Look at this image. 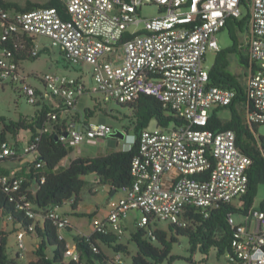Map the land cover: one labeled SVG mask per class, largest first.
Returning a JSON list of instances; mask_svg holds the SVG:
<instances>
[{"label":"built area","instance_id":"1","mask_svg":"<svg viewBox=\"0 0 264 264\" xmlns=\"http://www.w3.org/2000/svg\"><path fill=\"white\" fill-rule=\"evenodd\" d=\"M64 14L56 8H40L15 13L0 6L3 34L27 33L46 39L47 45L36 44L33 56L44 47L59 51L66 68H90L94 92L104 104L124 106L142 95L152 96L176 112L185 124L179 128L146 129L140 136V153L132 163L134 178L121 198L108 201V215L93 218L92 234H124L128 214L139 211L144 228L149 217L167 225L186 227L191 207L201 209L205 217L220 204H232L248 192L249 156L237 144L233 130L214 131L206 128L213 109L226 107L236 98L233 89L210 86L209 70L204 67L209 51L219 52L217 34L229 18L249 16V57L252 66L244 83L250 124L264 126V0H60ZM248 7H246V5ZM154 5L158 15L142 18L144 7ZM144 31V34H138ZM129 35L134 37L129 38ZM33 77L42 88L30 83ZM10 84L32 106L56 100L65 109L76 111L81 96L89 93L83 77L63 74L27 76L21 65L0 56V85ZM249 108V110H250ZM68 112H64L65 117ZM51 120L58 119L50 113ZM47 131V130H46ZM114 133L104 122H69L62 142L76 147L85 141H103ZM128 137V136H127ZM0 141V165L11 159L38 158V142L29 138ZM133 137L130 147L134 145ZM38 163L36 168H41ZM0 174L5 192L18 191L22 178ZM44 178L42 183H44ZM25 199V196L22 200ZM26 208L34 220L49 219L57 228L60 241L71 228L69 218L59 208L46 214ZM241 217V221L236 220ZM233 230L232 252L220 258H209L198 264H264V211L251 207L244 213L229 216ZM35 232V224L29 227ZM26 230L16 233L18 256L23 257ZM65 259L80 262L75 243L67 246ZM108 264H130L122 254ZM189 264V263H188Z\"/></svg>","mask_w":264,"mask_h":264},{"label":"trees","instance_id":"2","mask_svg":"<svg viewBox=\"0 0 264 264\" xmlns=\"http://www.w3.org/2000/svg\"><path fill=\"white\" fill-rule=\"evenodd\" d=\"M0 6L15 13L56 8L64 18H67L60 0H48L43 4L27 2L25 6L0 0ZM249 16L243 19L229 18L225 25L224 29L228 30L233 45L216 53L214 65L209 70V84L233 89L237 95L231 105L212 110L206 127L214 131L233 130L237 136L238 146L252 160L248 170L249 189L241 199L242 206L238 209L232 204H220L209 211L208 217L201 213V209L191 207L186 216L188 219L186 227L170 224L163 229L159 227L160 222L150 216L146 227L137 225V230L130 235L128 242L136 245L135 254L130 251L129 243H122V235L109 233L92 234L90 237L76 236L74 243L81 254V260L68 261L64 256L68 244L66 240H59L57 228L52 221L44 219L42 224L40 220L34 221L27 216L26 208H20L19 205L30 203L34 211L46 214L49 209L61 208L66 202L73 200L72 210H76L80 202V193L86 186L85 177L90 175L96 177L99 185H109L111 191L128 190L134 180L131 168L134 158L140 153L141 133L148 129L153 121L158 127L165 129L170 126L179 128L185 122L174 110L156 98L142 95L131 104L118 106L132 113L127 117L130 120L129 126L122 132L127 136L133 132L136 138L129 150L113 151L96 158L79 157L67 167H63L61 162L75 150L70 143L59 139L67 132L68 123H86L98 115L100 119H104V115L109 113L102 107L100 101H97L93 109L86 108L84 112L65 109L62 102L42 103L33 106L35 112L32 116L20 115L17 120L0 118V141L15 140L17 146H20L18 139L24 132L29 134V143H34L36 138H40L36 161L24 165L20 171L14 173L15 177L23 179L20 189L14 193H7L0 186V220L5 222V226H12L15 231L26 230L28 236H35L40 240L34 252L37 261L30 264H108L113 256L118 254L124 255L126 259L131 257L130 264H176L178 261L198 264L197 255L202 256L205 262L211 258L212 253L216 258H220L225 253L232 252L233 230L229 224V216L237 215L238 210L248 212L254 206L259 186H264V136L258 134L260 125L248 123L247 112L251 111V108L244 84L240 81L239 75L230 71L232 55L238 56L240 65L246 71L244 75L246 78L252 66L247 44L250 34ZM138 34H144V31ZM244 34L246 37L243 42L240 37ZM128 37L132 38L134 35ZM37 43L38 38L27 33H14L4 37L3 22L0 21V52L16 63L21 65L25 61H35L42 54L50 53V49L44 47L36 57L33 56ZM223 111L229 112V118L220 117ZM64 112H68L65 117ZM50 113H57L58 119L51 120ZM21 161L14 158L6 162L13 164ZM38 163L42 164L41 168H36ZM0 174L12 175L8 169H0ZM43 178L44 183L41 182ZM24 196L25 199L22 200ZM259 208L264 211V199ZM33 224L35 232L31 233L29 227ZM123 228L125 232L126 228L124 226ZM8 237L9 233L0 230V264H16V260L8 252ZM180 238L188 240L189 258L172 254Z\"/></svg>","mask_w":264,"mask_h":264},{"label":"rangeland","instance_id":"3","mask_svg":"<svg viewBox=\"0 0 264 264\" xmlns=\"http://www.w3.org/2000/svg\"><path fill=\"white\" fill-rule=\"evenodd\" d=\"M6 2H12L17 3L21 6H25L27 2L32 3H38L43 4L47 2L48 0H5ZM158 15V8L154 5H149L147 7H144L141 12L142 18H152ZM246 35H241L240 39L241 41H245ZM217 43L219 50H225L227 48H230L233 45V42L230 38L229 32L227 29H223L217 34ZM47 45L46 39H39L38 45L43 46ZM50 49V53L42 54L37 60L35 61H25L22 63V70L25 74H63V75H69L72 77H83L84 81L88 88H90L89 93L84 94L80 97L76 110L79 112H84L86 108L93 109L94 105L97 104V101H99L101 98L98 95V93L94 92L93 89L95 87L94 81L91 77L90 68L85 67L81 70V68L78 69H71L66 68V64L64 60L62 59L60 53L56 49ZM216 52L209 51L206 54L204 67L206 70H210L212 66L214 65L215 59H216ZM1 56V54H0ZM230 71L235 74L239 75L240 81L242 84L246 82V71L242 68L238 61V56L232 55L230 57ZM248 74V72H247ZM29 81L32 85L38 86L42 88V84L39 83L37 80H34L33 77L29 78ZM102 107L109 113L108 115H104V119H100V116L98 115L96 118L93 119L95 122H104L107 125H109L114 132L120 131L123 132L124 128L129 126L130 120L127 117L131 116V112L129 110L122 109L118 107L116 104H104L102 103ZM35 112V108L28 104L26 102V99L19 94L18 90L14 89L10 84L4 83L3 89L0 85V118L5 117L12 120H17L19 115H29L32 116ZM229 112L223 111L220 113L221 118H229ZM157 127V124L155 121L151 122L149 126V130H154ZM1 129V126H0ZM22 134V135H21ZM20 137L24 138V140L27 139L29 134L21 133ZM130 136H133V132H130ZM258 134L260 136H264V126H260L258 128ZM129 136V135H128ZM128 147H130L127 144ZM127 146L125 145L124 140H117L115 138H108L107 140L103 142L99 141H85L81 143L80 145L75 147V150L72 151V153L61 162V166L66 167L69 165L73 160L79 157H89V158H96L100 155H105L113 151H123L127 150ZM27 159V158H26ZM24 159L22 163H26ZM15 165V164H14ZM18 165V164H17ZM87 181L91 184L94 183V178L92 176H88ZM89 184V186H90ZM89 186L86 187L85 191L87 193V190ZM92 186V185H91ZM88 197V193L85 196ZM264 199V186H259L258 188V194L254 202V208H259L261 202ZM238 201H234L233 205L238 206ZM68 210V209H67ZM70 211V209H69ZM76 221H80L82 224L87 226V222H89V219L87 217H81L79 220L75 218ZM142 219V214L139 211H133L128 214V217L124 221V227L126 228V231L122 235V243L127 244L129 243V248L132 254L136 253L137 247L134 243L128 242L130 239L131 233L135 232L137 230V224ZM237 221H241V217L236 216ZM7 226H5V222L0 220V230H5ZM160 228L166 229L167 224L166 223H160ZM67 235V234H66ZM68 237V236H67ZM26 246L31 245V240L28 238L26 239ZM8 252L9 254H14L15 252H18L17 249V240L15 235H10L9 237V246H8ZM109 254H111L108 251ZM172 254L179 255L184 258H189V243L186 238H180L179 242L174 246ZM201 256L197 255V259H199ZM214 258V253L211 255V259ZM127 261L131 262V257L127 258ZM176 264H188L187 261H178Z\"/></svg>","mask_w":264,"mask_h":264},{"label":"crops","instance_id":"4","mask_svg":"<svg viewBox=\"0 0 264 264\" xmlns=\"http://www.w3.org/2000/svg\"><path fill=\"white\" fill-rule=\"evenodd\" d=\"M0 54L2 55L1 52H0ZM21 69H22V64H21ZM26 75L30 76L29 74H26ZM31 75H34V73ZM48 103L49 104H57L56 100L49 101ZM76 111H78V110H76ZM25 116H29V115H25ZM19 117H20V115L18 116V118ZM25 134H27V133H25ZM28 137H27V139H28ZM107 139H105V140H107ZM105 140H103V141H105ZM117 140H119V139H117ZM121 140H124L125 145L127 146V144L132 143L133 137L132 136L127 137V135H126L125 139H121ZM103 141H99V142H103ZM127 150H129L128 146H127ZM22 161L17 162V163H13V164L4 163V164L0 165V169H8L11 173H16V172L20 171L24 165L30 163L29 158H27L25 160V162H26L25 164L22 163ZM90 176H92L94 178V183L90 184L86 179L88 176L85 177L86 186L83 188L82 192L80 193V202L78 203L77 209L72 210L73 200L66 202L61 208H59L60 212L63 213L64 215L68 216V218L71 222V228L68 229V231L65 233V240H66L68 245H72L74 243V239L76 236H83V235L87 236V235L91 234L92 233V227H91L92 219L93 218H104V217H106L108 215V211H109L108 201L111 199L121 198L124 194L123 191H119V192L111 191V187L109 185H106V186L99 185L97 180H96V177L94 175H90ZM89 184H90V186H89ZM87 186H89V188L87 190L88 197L86 198L85 196L87 193H86L85 189ZM69 209H70V211H69ZM80 215H89V216H87V218L89 219V222L86 223L87 224L86 227L80 221H76L74 219V217H71V216H75V218H77L79 220V218L83 217ZM39 222L41 224L43 223L42 220H40ZM5 231L7 233H9V237L12 234L15 235V237H16V233L19 230L15 231L12 226H8V227H6ZM9 237H8V246H9ZM28 238L31 240V245L26 246V242H25V250L23 251V257L22 258H20V257L18 259L16 258L18 252H15L14 254H10L11 257L14 260H16V264H30V263L37 261V257H36L34 252H35L40 240L38 238H36L35 236L26 237V239H28ZM26 239H25V241H26Z\"/></svg>","mask_w":264,"mask_h":264},{"label":"water","instance_id":"5","mask_svg":"<svg viewBox=\"0 0 264 264\" xmlns=\"http://www.w3.org/2000/svg\"><path fill=\"white\" fill-rule=\"evenodd\" d=\"M125 134L120 132V131H116L111 135V138H115V139H125ZM58 140V138H57Z\"/></svg>","mask_w":264,"mask_h":264}]
</instances>
